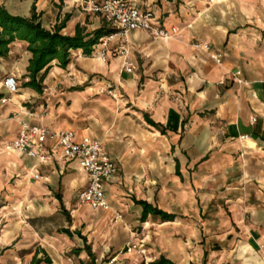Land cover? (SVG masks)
Instances as JSON below:
<instances>
[{
	"label": "crops",
	"instance_id": "1",
	"mask_svg": "<svg viewBox=\"0 0 264 264\" xmlns=\"http://www.w3.org/2000/svg\"><path fill=\"white\" fill-rule=\"evenodd\" d=\"M131 2L152 9L155 26L173 37L131 31L128 55L115 54V39L106 61L100 40L91 55L72 50L66 68L52 63L42 93L23 87L28 42L16 40L0 60V264H33L35 256L40 264H150L160 256L264 264V0ZM0 4L23 17L35 8L47 29L64 22L65 35L108 27L79 0ZM9 74L16 94L5 86ZM107 88L114 94L101 92ZM22 121L100 141L117 165L105 183L112 210L79 200L89 175L57 143L47 142L44 163L5 151ZM141 202L174 218H143ZM130 244L143 253L128 252Z\"/></svg>",
	"mask_w": 264,
	"mask_h": 264
},
{
	"label": "built area",
	"instance_id": "2",
	"mask_svg": "<svg viewBox=\"0 0 264 264\" xmlns=\"http://www.w3.org/2000/svg\"><path fill=\"white\" fill-rule=\"evenodd\" d=\"M79 2L83 11L101 16L108 27L114 29L111 33L102 37L103 40L100 39L103 46L100 56L104 61L107 60V48L110 42L115 39H119L115 54L124 57L128 55V37L131 31L147 30L156 37L166 39L173 37L168 30L155 26L156 14L152 9L135 6L131 0H79ZM175 32L176 29H173V33ZM204 48L208 50L210 45L206 44ZM214 58L218 63H221L223 53H216ZM126 69L132 71L133 65L127 63ZM240 76L241 71H238L236 79L239 83H242L243 80ZM4 83L9 93H18L19 84L14 75H7ZM101 92L114 94L112 88L102 89ZM6 101V98L2 99L3 103ZM255 121L256 118L254 117L253 122ZM240 138L241 140H248L250 135L245 134ZM48 141L55 142L62 148L63 159L66 162L77 161L79 166L88 173L89 183L79 194V200L93 209L112 210V206L105 195V183L110 176L117 172V165L100 141L90 137H86L82 141H76L75 133L72 130L53 131L22 121L18 135L14 139L5 142L3 148L5 151L38 158L40 163H44L50 159V154L46 150ZM32 176L36 179L39 178L40 174L38 171H34V173L32 171ZM115 219H122V215L115 212ZM126 250L128 252L143 253L142 246L136 244L128 245ZM260 251L264 257V247H261Z\"/></svg>",
	"mask_w": 264,
	"mask_h": 264
},
{
	"label": "trees",
	"instance_id": "3",
	"mask_svg": "<svg viewBox=\"0 0 264 264\" xmlns=\"http://www.w3.org/2000/svg\"><path fill=\"white\" fill-rule=\"evenodd\" d=\"M64 22L54 29H47L39 21V16L33 8L31 17L16 16L11 14L0 4V60L9 55L11 44L16 40L28 42V51L32 54L27 67L28 78L23 87H30L42 93L44 89V78L53 62L66 68L71 60V51L83 49L85 55H91L99 40L111 33V27H102L93 32H87L83 27H77L75 35L62 33ZM144 206L143 218L150 212L163 215L167 219H173L174 215L168 214L147 202H141ZM87 252L94 258L91 247L86 245ZM41 260L34 258L33 264H40ZM92 264L95 263L94 259ZM150 264H177L175 261L160 256Z\"/></svg>",
	"mask_w": 264,
	"mask_h": 264
},
{
	"label": "rangeland",
	"instance_id": "4",
	"mask_svg": "<svg viewBox=\"0 0 264 264\" xmlns=\"http://www.w3.org/2000/svg\"><path fill=\"white\" fill-rule=\"evenodd\" d=\"M101 40H103V39H101Z\"/></svg>",
	"mask_w": 264,
	"mask_h": 264
}]
</instances>
